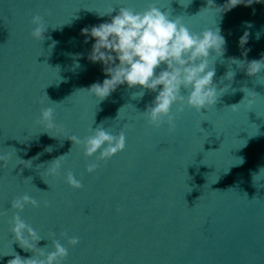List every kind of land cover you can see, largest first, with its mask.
I'll list each match as a JSON object with an SVG mask.
<instances>
[{"label":"water","instance_id":"obj_1","mask_svg":"<svg viewBox=\"0 0 264 264\" xmlns=\"http://www.w3.org/2000/svg\"><path fill=\"white\" fill-rule=\"evenodd\" d=\"M149 4L181 16L193 32L219 27L226 40L224 55L210 57L214 83L223 89L216 103L199 112L186 103L177 112L174 104L171 132L142 113L155 92L133 98L140 86L124 84L99 100L87 91L105 74L88 60L95 41L84 43L81 29L109 20L100 16L109 8L115 15L119 7L143 11ZM207 6V0H0V155L10 156L7 167L0 161V264L16 253L38 256L10 231L18 211L11 201L24 194L40 206L26 205L21 218L42 238L37 247L53 251L57 239L68 249L61 264H264V69L249 76L247 63L232 61L244 60L246 49L248 61L264 54V0L221 13L201 10ZM36 14L47 27L43 40L31 36ZM46 107L54 109V129L36 123ZM96 127L123 130L125 148L97 161L99 153L86 157L67 138L83 139ZM64 154L58 175L48 174ZM90 163L99 164L92 173ZM69 171L82 188L66 183ZM72 236L79 238L75 246L67 242Z\"/></svg>","mask_w":264,"mask_h":264},{"label":"clouds","instance_id":"obj_2","mask_svg":"<svg viewBox=\"0 0 264 264\" xmlns=\"http://www.w3.org/2000/svg\"><path fill=\"white\" fill-rule=\"evenodd\" d=\"M259 2L261 0H226L222 6H216L214 0H207L208 6L201 10H209L210 6H214L218 9V13H221L241 4L250 6ZM113 11V8H109L105 13L100 14V16H109V20L97 25H87L81 29V35L85 37L84 43H88L89 39L95 41L88 53V60L92 63H101L105 74L103 82L92 83L87 89L88 92L94 94L99 100L106 99L118 86L124 84H127L128 88L140 86L141 90L133 93V98H142L144 90L155 92L157 94L154 100L142 113L147 118L148 124L156 128L167 124L169 132L175 130L176 117L172 114L174 104L179 105L177 112L184 110L185 103L199 112L216 103L220 96L218 92H222L223 89L218 90L214 83L216 70L212 65L210 66V57L223 56L226 51V40L221 35L219 27L207 28L199 33L193 32L182 22L181 16L172 18L170 14L154 4H149L143 11L119 7L115 15H112ZM246 23L249 27L251 26L250 22ZM31 24L34 25L31 36L37 40H43L47 27L44 25L42 16L33 15ZM248 38L249 32L246 30L239 38V46L243 48L248 43ZM249 50L246 49L243 53L244 60L233 57L232 61L241 68H244L247 63L246 73L252 76L264 69V54L260 59L248 61L246 57ZM77 55L82 56V54ZM157 69L160 70L157 71ZM234 76L233 71H228L225 78L232 80ZM182 88L187 96L181 93ZM253 93L258 95L254 91ZM37 102L43 103V100L39 99ZM248 103H253V99H248ZM237 105L233 104L231 108L235 110ZM36 123L43 125L46 129L56 128L54 109L43 108ZM90 131L93 134L83 139L76 135L67 136L73 144L83 147L86 157L99 153L96 156L97 161L107 160L125 148L126 138L123 130L118 134H112L102 127H96ZM47 150L51 151V148ZM66 155H61L51 162V166L47 169L48 174L58 175L61 162ZM9 159V154L0 155V161H3L4 167H7ZM20 161L26 166L31 163L30 160L20 159ZM98 167V163H90L86 170L92 173ZM65 180L73 188L83 187L71 171L67 172ZM48 203L44 201L45 206H48ZM26 205L36 208L40 206V203L28 194L11 201V208L18 211L9 221L10 231L21 248L34 254L38 253V256L25 258L16 253L8 264H61V261L68 256V249L57 239L52 240L53 251L45 252L44 248L37 247V242L42 238L19 214ZM61 234L67 236L66 232ZM67 242L75 246L79 243V238L68 237Z\"/></svg>","mask_w":264,"mask_h":264}]
</instances>
